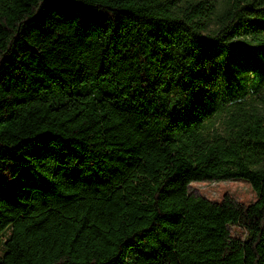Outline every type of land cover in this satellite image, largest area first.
Listing matches in <instances>:
<instances>
[{
  "label": "trees",
  "instance_id": "trees-1",
  "mask_svg": "<svg viewBox=\"0 0 264 264\" xmlns=\"http://www.w3.org/2000/svg\"><path fill=\"white\" fill-rule=\"evenodd\" d=\"M238 178L255 202L190 190ZM0 242V264H264V0H0Z\"/></svg>",
  "mask_w": 264,
  "mask_h": 264
},
{
  "label": "rangeland",
  "instance_id": "rangeland-1",
  "mask_svg": "<svg viewBox=\"0 0 264 264\" xmlns=\"http://www.w3.org/2000/svg\"><path fill=\"white\" fill-rule=\"evenodd\" d=\"M192 193L209 198L215 202H222L226 197L235 202L251 204L258 199L257 191L251 182L246 179H225V180H204L193 182L190 186ZM233 237L243 239L245 230L240 226H230ZM3 243L0 242V254L2 253Z\"/></svg>",
  "mask_w": 264,
  "mask_h": 264
}]
</instances>
